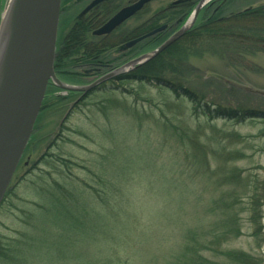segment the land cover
<instances>
[{"label": "rangeland", "instance_id": "rangeland-1", "mask_svg": "<svg viewBox=\"0 0 264 264\" xmlns=\"http://www.w3.org/2000/svg\"><path fill=\"white\" fill-rule=\"evenodd\" d=\"M9 3L0 0V27ZM230 3L222 17L263 6L264 0ZM166 5L160 0L150 8ZM183 25L169 26L144 54ZM227 59L192 58L196 71L186 85L220 104L264 105L261 96L226 91L220 82L264 91V52L241 64ZM43 104L0 207V264H184L194 255L188 249L224 264L232 263L222 251L244 252L264 264V196L256 230L246 200L238 204V236L221 201H232L231 193H241L250 176L264 182L261 122H209L194 114L188 99L135 81L89 93L60 130L66 108L49 113L52 104ZM220 130L257 140L249 139L245 157L229 161ZM223 145L243 148L233 140ZM120 208H128L127 222ZM128 230V243L117 242L118 233ZM224 231L231 234L228 240L213 238Z\"/></svg>", "mask_w": 264, "mask_h": 264}, {"label": "trees", "instance_id": "trees-1", "mask_svg": "<svg viewBox=\"0 0 264 264\" xmlns=\"http://www.w3.org/2000/svg\"><path fill=\"white\" fill-rule=\"evenodd\" d=\"M209 13L210 12H204L200 17V20H203V22L201 21L194 26L180 40L175 42L164 52L145 63L143 66L129 72L126 76L127 81L140 82L142 85L153 84L160 89L170 91L178 98H186L192 103L194 114L197 115V117H206L209 122H214L215 120L234 124H244L249 121L261 122L263 127L259 137L261 144L258 145V148L260 152L264 154V105H232L227 103L220 104L215 100L209 101L207 99V94L195 91L185 83L189 77L194 76L196 71L195 67L190 63L192 58H202L205 54H211L216 55L221 60H226L228 58L227 60L229 62L241 64L245 63L249 58L254 57L257 53L264 52V5L257 8H247L225 17H210ZM159 20H171V12L169 10H163L153 22L145 25V33L147 34L161 27L162 24L157 23ZM165 32L166 31L146 39L145 52L151 50L155 45L161 42ZM135 33H137V30H135ZM220 82L224 85L219 83V86L222 85L227 89L226 91L243 92V90H238V88L226 85L223 80ZM258 99L264 101V97H259ZM42 109H44V104ZM219 132L222 133L220 136L221 141H219V144H221L220 147L223 149L224 153L228 152L225 154L229 161L234 158L245 157V149L251 148L249 143L251 142L250 140H257L255 136H243L236 132L231 133L225 130H220ZM227 140H233L235 145L241 144L243 148L230 150L227 146L225 147L223 145V141ZM255 146H257V144ZM78 167L82 169L86 168L83 165ZM64 192L66 193L67 191L64 190ZM8 194L9 189L5 194L3 202L6 200ZM54 194L57 195L56 193ZM231 195L233 196L232 201L226 198H223L221 201L225 211L227 213L229 211L232 212L233 223L236 226L233 234L235 236L240 235V230L237 226L238 214L236 208L238 204L244 205V199L246 200L244 205L246 207L245 209L249 213L248 221L251 225L255 226L256 230V223L261 218L262 213L264 182H259L257 179H252V176H250L245 180L241 188V193L234 190ZM229 199L231 198L229 197ZM101 203H103V200ZM127 210L128 208H120L117 211L121 212V215L126 217V222L127 218H129ZM114 214H116V212H114ZM131 216L133 215L130 214V217ZM129 230L132 231L131 229ZM129 230L127 232L118 233L117 242L126 245L129 241L127 238ZM228 232L229 231H224L221 235H213V238L218 236L215 238L217 239L220 236L221 239L228 240L231 235H229ZM256 232H253L254 236ZM210 243L214 242L211 241ZM221 253L227 257L229 260L228 262L232 264H263L260 260L244 252L222 251ZM187 254L194 255L189 261L186 256L184 264H224V262L213 261L211 258L209 259L205 254L200 253V251L197 252L188 249Z\"/></svg>", "mask_w": 264, "mask_h": 264}, {"label": "water", "instance_id": "water-1", "mask_svg": "<svg viewBox=\"0 0 264 264\" xmlns=\"http://www.w3.org/2000/svg\"><path fill=\"white\" fill-rule=\"evenodd\" d=\"M151 1L140 0L131 7L123 8L98 33H110ZM207 1H201L186 23L154 51L130 61L96 84L127 73L164 52L190 30ZM60 6L61 0H10L0 27V205L33 132L48 83L52 79L59 84L53 65ZM166 28L164 25L155 29L127 46L132 47ZM229 84L264 97V91L254 87L234 82ZM61 87L70 91L91 88Z\"/></svg>", "mask_w": 264, "mask_h": 264}, {"label": "flooded vegetation", "instance_id": "flooded-vegetation-1", "mask_svg": "<svg viewBox=\"0 0 264 264\" xmlns=\"http://www.w3.org/2000/svg\"><path fill=\"white\" fill-rule=\"evenodd\" d=\"M139 1L61 0L53 65L55 78L60 85L51 79L44 98V101L47 100L52 104L51 109L47 107L49 113L61 112L66 108L62 114L59 130L63 128L67 119L77 112V106L85 100L89 93L102 90L104 86L112 82L127 81V74H120L96 84L101 78L127 65L134 56L144 55L146 39L132 47H128L127 44L146 35L145 25L147 23L153 22L163 10H169L171 20H159L157 23L167 25L166 30L171 25H183L203 0H165L167 5L164 9H152L150 5L160 1L153 0L110 33H98L119 11ZM231 1L208 0L202 6L196 21L204 12H210V17L223 16L225 8L232 4ZM147 15L150 16L147 17ZM62 85L75 89L77 86L91 88L85 92H77V90H66L61 87ZM62 89L66 91L63 93ZM55 103L58 104L56 107H54Z\"/></svg>", "mask_w": 264, "mask_h": 264}, {"label": "bare ground", "instance_id": "bare-ground-1", "mask_svg": "<svg viewBox=\"0 0 264 264\" xmlns=\"http://www.w3.org/2000/svg\"><path fill=\"white\" fill-rule=\"evenodd\" d=\"M6 14V13H5ZM5 14H4V16H5ZM4 16H3V18H4ZM191 23V20L188 22V25Z\"/></svg>", "mask_w": 264, "mask_h": 264}]
</instances>
